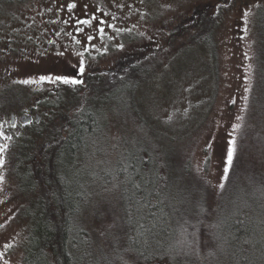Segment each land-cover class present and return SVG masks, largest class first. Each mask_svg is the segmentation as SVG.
I'll list each match as a JSON object with an SVG mask.
<instances>
[{"label":"rangeland","instance_id":"1","mask_svg":"<svg viewBox=\"0 0 264 264\" xmlns=\"http://www.w3.org/2000/svg\"><path fill=\"white\" fill-rule=\"evenodd\" d=\"M205 3L210 4L209 8L203 10L202 15H195L198 8L195 5ZM189 15L195 21L193 30L179 35L182 28L179 19ZM170 28L177 34L173 41L177 42V47L166 51L165 46L157 55L150 52L141 66H121L124 57L137 56L142 39L149 36L145 50L153 43H165ZM210 32H215L214 40L208 38ZM8 38L15 42L11 43V50L10 46H2ZM211 43L217 44V54ZM0 49V99L9 92L3 89L5 80L18 77L33 81L22 85L26 94L24 105L31 110H35L37 102L57 100L62 82L55 81L56 76L82 80L95 69L117 70L108 74L115 77L108 81V89L98 98L102 104L103 97L111 98L114 91L118 92L113 100L116 126L110 125L109 140L105 134L99 135L98 140L102 142L97 144L98 148L105 147L107 142L118 148L129 132L135 135L138 130H144L139 122L130 120L129 113L118 114V110L130 105L131 80L147 72L137 90L144 118L153 125V130L172 133L175 141L186 145L185 153L192 156L193 168L200 179L218 191L227 174V151L233 141L235 149L240 146L245 155L258 156L264 175V0H27L21 4L0 0ZM14 51L18 63L10 55ZM85 56L97 61L91 62L92 65L83 64L81 75L78 67ZM8 62L17 66L18 71L13 74L4 71L2 68ZM41 77H52L53 81L41 80ZM67 86L69 84H64ZM70 87L76 90L77 86ZM85 87L87 90V84ZM59 102V108L45 107L42 113L36 114L41 120L34 127L48 136H55L64 120L65 102ZM158 131L147 136L156 137L162 148L173 150L165 141L166 136ZM18 149L23 154L20 146ZM13 153L12 162L0 171L3 177L0 180V239L21 240L18 253L13 249L8 264L9 261L24 264L25 220L17 219L19 209L23 211L29 197H23L16 189L18 178L12 166L17 152ZM54 154L45 162L38 159L30 167L37 171L45 164L49 169L50 157ZM116 154L115 150L108 153L107 158H86L77 174L86 179L89 173L101 172L109 167ZM88 192L97 193L88 226L99 235V242L109 247L108 239L118 238L123 233L119 222L122 205L119 185L95 182L90 184ZM116 243L119 246L118 241ZM6 245L9 242L5 243L4 250L9 248Z\"/></svg>","mask_w":264,"mask_h":264},{"label":"trees","instance_id":"2","mask_svg":"<svg viewBox=\"0 0 264 264\" xmlns=\"http://www.w3.org/2000/svg\"><path fill=\"white\" fill-rule=\"evenodd\" d=\"M26 1L4 0L19 4ZM209 6L195 5V15H202ZM179 21V35L193 30L195 21L191 15ZM166 33L165 43H153L147 50L145 42L149 36L142 39L137 56L124 57L121 66H141L150 52L154 55L165 46L166 51L177 47V42H173L175 30L170 28ZM214 35L210 32L208 38L214 40ZM212 46L217 54V44ZM107 70L89 73L82 84L75 85L76 90L60 82L57 100L37 102V109L42 113L45 107L59 108V101L63 100L62 127L55 136L33 127L19 142L23 154L18 146L14 148L15 175L23 181L24 191L35 192L23 193L29 198L20 212L25 220L24 264H264V175L258 156L245 155L237 146L223 188L215 192L195 172L192 156L185 153L186 145L175 141L172 133L153 130L144 118L137 90L147 72L131 80L130 105L118 110V114L129 113L130 120L139 122L144 130L135 135L129 132L118 148L113 146L107 140L110 125L116 126L113 100L118 92L114 91L111 98L103 97L102 104L98 100L100 93L108 89V81L115 77L108 76L115 68L106 75ZM155 131L166 136L165 141L174 149H164L156 137L147 136ZM100 134L106 135L107 144L98 148L97 144L102 142L98 140ZM115 150L116 157L106 169L89 173L86 179L77 174L86 158H107ZM54 152L49 169L45 164L37 171L30 167L38 159L45 162ZM21 163H25L23 169ZM95 182H116L121 191L119 222L123 233L109 238V247L100 243L99 235L88 226L97 194L88 190ZM83 187L88 188L87 192Z\"/></svg>","mask_w":264,"mask_h":264},{"label":"flooded vegetation","instance_id":"3","mask_svg":"<svg viewBox=\"0 0 264 264\" xmlns=\"http://www.w3.org/2000/svg\"><path fill=\"white\" fill-rule=\"evenodd\" d=\"M11 43L14 44L15 42L12 39L8 38L5 41V44H3L2 46H10L11 50ZM3 52H5L4 49ZM10 55L18 63L17 53H15L14 51V53L12 52L10 53ZM95 61H97L96 58H92V60H90L87 56H85V59H83V64H85V66L92 65L91 62L94 63ZM16 62L15 64H17ZM80 66L78 68H80ZM16 67L17 66L13 67L11 65V62H8L2 69L9 74H13L14 71L17 70ZM22 81L23 80L18 77H14L13 79L9 78L5 80V85L3 89L8 90L9 92L3 94L0 99V148L3 149V151H0V159L3 160V165L0 166V171L5 168V165L11 163V160L14 159L12 158V155L14 154L13 152H15L14 148L19 145V142L22 141V139H24V134L27 133L29 130L34 129V125L38 124V122H40L41 120L39 119V115H36L39 113V110L36 109L37 107H39V103H36L33 107L35 108V110H31V108L27 104L24 105V99L26 97V94L23 93ZM43 95L48 96V94ZM12 167V171H14V166ZM0 177L2 176L0 175ZM16 178H18L16 183V189L18 193H21L23 195V197V193H35L30 189L24 191L22 188L23 181L20 177L16 176ZM20 210L21 208L18 211L17 220L21 218V221H24V216L21 215L20 212L22 211ZM6 242H9V245H6L9 246V248L4 250ZM0 244V253H3V256L0 257V264H5V261H7L8 264V257H11L10 253L13 252V249L14 251L16 250V253H18L17 246H19L20 248L22 242L18 238H13L12 240L8 238V240L0 239ZM8 250H10L9 253H7ZM16 257L18 260L19 256L16 255ZM14 263L18 264V261H15Z\"/></svg>","mask_w":264,"mask_h":264},{"label":"snow or ice","instance_id":"4","mask_svg":"<svg viewBox=\"0 0 264 264\" xmlns=\"http://www.w3.org/2000/svg\"><path fill=\"white\" fill-rule=\"evenodd\" d=\"M79 72L81 73V75L84 73L83 62H81V66L79 68ZM41 80L53 81V78L52 77H41ZM54 80L55 81H61L62 83L69 84V85H77V84H82L83 83V80H80V79H70L67 76H56L54 78ZM32 82L33 81H29V80L22 81V83H25V84L32 83ZM232 143H233V146L230 147L228 149V151H227V164L228 165H231L232 160H233L234 151H235V148H234L235 142L233 141ZM0 151H3V149L0 148ZM2 165H3V160L0 159V166H2ZM227 171H228V169L225 168V173ZM0 180H3V177H0ZM220 187L223 188V184H221ZM2 256H3V253H0V257H2ZM5 264H7V261H5Z\"/></svg>","mask_w":264,"mask_h":264}]
</instances>
